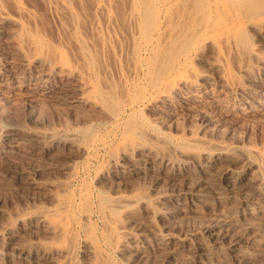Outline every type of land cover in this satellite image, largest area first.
I'll list each match as a JSON object with an SVG mask.
<instances>
[{
  "label": "bare ground",
  "instance_id": "1",
  "mask_svg": "<svg viewBox=\"0 0 264 264\" xmlns=\"http://www.w3.org/2000/svg\"><path fill=\"white\" fill-rule=\"evenodd\" d=\"M40 1L46 3L56 20L58 30L56 34L53 33L54 36L47 37L45 31L38 27L30 8L21 4L12 9L14 11L0 7V22L10 23L20 30L13 47L15 51L12 52L18 55L25 68L35 71L33 83L65 76L77 83L76 91H79L77 95L80 97L77 96V101L72 100L74 102L68 108L71 113L84 105L104 118L91 119L87 132L70 127L52 131L39 125V119L29 112L24 118L32 127H27L23 121L8 123L0 120V146L4 147L1 151H10L8 147H15L22 141L35 148H47L59 143L76 147L81 152H88L92 148L95 151L97 145L106 146L109 143L96 140V132L107 124H114L108 140L121 135L125 144L123 158L133 160L132 165L127 167L120 158L110 155L107 166L102 169V176L111 181L110 186L117 194L112 198L114 208L129 212L133 204L146 207L145 197L119 193L131 178L148 179L153 184L166 178H177L192 195L188 198L190 203L208 210L209 202H213L217 208L215 212L221 215L195 228H168L166 234H161L155 226L149 228L154 235L152 246L161 252L159 264H203L206 257L213 255L221 264H240L250 263V256L261 257L260 250L248 249L244 244L248 236L259 234L253 230L257 224L264 227V161L256 165L259 174L247 179L252 166L247 155L238 159L243 161L244 166L236 168L233 166L236 156L230 152L229 145L204 139L195 133L185 137L184 143L201 144L203 151L195 154L191 160L182 159L184 153L177 144L181 142H172L167 133L160 138L166 148L159 153L152 145L140 141L132 119L137 105L148 96L152 97L153 102L163 103L172 99L178 91L198 86L200 80H212L207 72L193 69L195 59L190 51L193 42L199 44L206 41L211 44L223 72L228 70L227 60L230 57L238 62L246 50L241 33L243 30L254 31L258 39L264 37V21L254 22L247 16L252 9L256 10L259 3L256 0H213L215 10L223 7L228 16L227 22L210 23L208 9L204 10L195 25L196 18L186 9L188 0ZM244 3L247 4L244 5L248 7L247 12L235 9ZM179 7L181 11H177L173 25L171 11ZM259 7L264 8V5ZM106 55L107 59L110 56L108 60L112 65ZM237 69L243 71L241 66ZM219 81L231 93H244L256 85L254 79L250 80L248 86L233 84L225 74L220 76ZM201 96L198 92L190 100L187 97L180 100V104L208 121H215L200 107ZM225 113L229 115L230 111ZM82 140L85 143L79 146ZM40 169H20L15 171V176L9 174V179L13 177L15 182L38 188L35 175ZM79 178L77 167H72L70 180L63 186L64 191L71 189L72 195L57 197L58 206L52 210L43 208L19 220L23 226L36 227L49 234L51 239H59L58 245L24 240L26 236L20 235L22 231L14 230V222L0 226L1 245L10 248L20 264H80L77 256L81 243L83 251L89 256L85 264H115L114 254L124 255L130 264H146L148 258L143 251L136 247L127 249L125 239L131 237L130 230L119 227L116 221L106 216L103 205L94 208L88 201L82 204L85 196ZM160 198L163 204L170 201L166 195ZM184 200L186 198L180 196L176 201L183 205ZM231 203H236L237 207L229 214L222 215V207ZM254 215L258 216L259 221L252 218ZM113 231L117 233L114 242ZM261 236L264 238V232ZM182 252L187 254L178 259Z\"/></svg>",
  "mask_w": 264,
  "mask_h": 264
},
{
  "label": "rangeland",
  "instance_id": "2",
  "mask_svg": "<svg viewBox=\"0 0 264 264\" xmlns=\"http://www.w3.org/2000/svg\"><path fill=\"white\" fill-rule=\"evenodd\" d=\"M3 1L0 0V7L10 8L9 11H14L16 6L21 5L30 8L33 11L36 24L45 31L47 37L57 33L56 20L52 17L53 13H50L52 11L48 9L46 3H42L40 0ZM256 1L257 4L259 3L258 7L256 10L252 9L248 12L247 16L254 22L264 21V8L259 7L264 5V1ZM212 4L213 0H188L186 9L192 13L193 18H196L195 25L204 10L208 11V9H210L211 16L210 23L211 21L215 23L227 22L228 16L222 10L223 7L221 9L219 7L217 11ZM244 5L247 4H241L239 8L235 9L247 12L248 7ZM177 11H181L180 7L171 11L170 19L173 25ZM17 29L10 23L0 22V120L8 123L23 121L27 127H32V124L24 118L29 112L28 114L34 113L33 116L39 119V125L42 124L52 131L61 127H70L87 132L91 119H103L104 117L84 105H81L75 113L69 111L68 108L74 102L72 100L77 101L80 97L77 95L79 91H76L77 86L75 85L77 83L75 84L71 78L65 76L50 80L44 79L42 82L47 80L45 84L41 81H36L37 84L32 82V80L35 82L33 76L35 71L25 68L18 55L13 53L15 51L13 47H15V41H17L20 32ZM241 33L246 45L245 53L238 62L230 57L227 60L228 70L226 72H223L219 67L220 61L214 54L211 44H207L206 41L199 44L193 42L190 49L195 59L193 60V69L197 72H207L212 80L209 82L200 80L198 86H193L194 88H189V90L178 91L176 92L177 95L175 94L176 97L174 96L163 103L153 102L151 96L140 102L132 117L140 141L152 145L154 149L162 153L166 144L160 138L167 133L169 134L168 139L170 138L172 142H181L177 144L181 148L179 150L184 153L182 159L191 160L195 154L203 151L201 144L188 145L186 142L184 143L185 137H190L192 133H195L204 139L222 141L229 145L230 152L236 156L235 162H233V166L236 168L244 166L243 161L238 159L247 155L252 163L249 173L246 175L247 179L253 174H259L256 165L264 161V81H261V74L264 71V37L258 39L255 32L249 29L243 30ZM45 40L50 41L47 38ZM105 40L108 41L107 37ZM108 59H111L110 56ZM108 62L112 65L110 60ZM238 66H241L243 71L239 72ZM223 74L233 84L239 83L248 86L250 80L254 79L256 85L252 90L247 89L244 93H231L219 81ZM112 76L114 77V74ZM198 92L202 95L199 98L200 107L211 119L215 118V121H208L202 115L192 109L184 108L180 104V100L185 99V97L194 98ZM58 100L63 104H59ZM226 111H230V114L226 115ZM114 126V124H107L99 132H96L94 136L96 140L109 143L106 146L97 145L98 148L95 151L92 148L93 151L90 149L88 152H81L76 147L71 148L59 143L52 144L47 148H35L30 143L22 141L15 147H8L7 150L10 151L4 152L1 151V148L4 149L1 145L0 226L7 222H14L12 224L14 230L22 231L20 235L26 236L23 238L24 240L41 241L48 244L52 242L51 244L58 245L59 239H51L49 234L36 227L25 224L23 226L19 220L43 208L52 210L58 206L57 197L64 198L72 195L71 189L64 191L63 187L64 183L70 180L72 167H77V173L82 182V193L85 196L82 204H86L88 201L92 203L94 208L98 207L99 204L103 205L106 216L116 221V225L119 227L130 230L131 237L125 239L127 249L131 250L136 247L143 251L148 258L146 264H159L161 262V252L152 246L154 235L150 229L153 226L161 234H166L168 228L175 226L178 228H195L221 216L215 212L217 208L213 202H209L208 210L190 203L188 198L192 195L177 178H166L157 184L151 183L148 179L131 178L126 182L128 184L123 185L119 193L145 197L146 207L142 204H133L129 212L114 208L112 198L113 195L117 194L110 186L111 181L102 176V169L107 166V158L110 155L120 158L127 167L133 163L132 158H123L122 153L125 144H123L124 140L121 135L108 140L107 136ZM139 128L144 130L140 131ZM83 143H85L84 140L78 145L82 146ZM32 167L41 168L35 175L38 188H32L23 182H15L13 177L9 179V174L15 176V171ZM125 186L127 188H124ZM76 188L79 190L80 187L77 186ZM181 193L185 194L181 195ZM162 195L168 196L170 201L163 204V199L160 198ZM180 196L186 198L182 201L183 205L176 201ZM236 207V203L223 206L222 215L229 214ZM252 218L259 219L256 215ZM94 222L97 223V221ZM253 230L259 234H253L254 237L248 236L244 245L251 250H260L262 256L259 258L250 256V263L243 262L240 264H264V238L261 236L264 227L257 224ZM115 240H117V233L113 231L112 242ZM81 244L77 258L80 264H85L89 260V256L83 251ZM8 252L9 254H7ZM11 252L10 248L4 247L0 242L1 264H7L9 260L8 264H20L14 252H12V257L10 256ZM186 254L187 252H182L178 259ZM112 257L115 264H130L124 255L114 254ZM206 259L203 264H221L215 255L206 257Z\"/></svg>",
  "mask_w": 264,
  "mask_h": 264
}]
</instances>
